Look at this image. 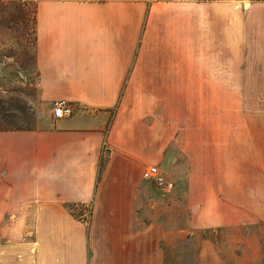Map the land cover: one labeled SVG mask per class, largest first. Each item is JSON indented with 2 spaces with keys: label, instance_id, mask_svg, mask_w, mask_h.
<instances>
[{
  "label": "crops",
  "instance_id": "obj_1",
  "mask_svg": "<svg viewBox=\"0 0 264 264\" xmlns=\"http://www.w3.org/2000/svg\"><path fill=\"white\" fill-rule=\"evenodd\" d=\"M30 1L40 97L74 113L0 132V214H19L0 219V264H182L187 230L143 218L140 199L143 171L175 183L183 155L190 231L239 227L247 212L264 221V124L183 128L176 114L183 85L229 99L230 85L264 84V0ZM214 261L230 255L196 252L192 264Z\"/></svg>",
  "mask_w": 264,
  "mask_h": 264
},
{
  "label": "rangeland",
  "instance_id": "obj_2",
  "mask_svg": "<svg viewBox=\"0 0 264 264\" xmlns=\"http://www.w3.org/2000/svg\"><path fill=\"white\" fill-rule=\"evenodd\" d=\"M262 80L264 81V77ZM222 87L214 86V99H204L200 94L212 91V86H182L183 96L176 114L181 115L183 128L191 124L198 127L228 124L232 130V126L235 128L239 124H264V84L230 85L229 99L223 95L225 93H222ZM53 107V104L40 97L35 62L33 1L0 0V132L42 128L49 121ZM186 162L183 155L176 167H180L182 180L177 181L167 174L176 183L174 191L164 194L149 182L148 195H143L140 199V214L146 219L163 220L170 229L187 230L181 232V244L176 245V254H180L182 264H192L196 252L207 250L229 253V264H238L236 254L245 252L247 258L243 263L253 264L249 260L251 256L254 253H264V221L256 222L251 213L247 212L246 224L239 227L190 231L192 214L186 198ZM252 199L247 198L249 201ZM247 211L254 212L253 206L247 204ZM16 215H19L18 212L3 213L0 214V219L13 220ZM12 231L14 230L8 229L6 232ZM173 236L177 242L178 234L171 233L170 239ZM196 237L199 238L198 243L192 241ZM205 238L212 239V242L205 244V241H201ZM7 243L9 241L5 231L0 229V246L4 245L6 248ZM174 245L170 243L168 251L173 252L176 248ZM216 263L218 262L214 261Z\"/></svg>",
  "mask_w": 264,
  "mask_h": 264
},
{
  "label": "built area",
  "instance_id": "obj_3",
  "mask_svg": "<svg viewBox=\"0 0 264 264\" xmlns=\"http://www.w3.org/2000/svg\"><path fill=\"white\" fill-rule=\"evenodd\" d=\"M74 113V108L67 100H58L54 103L53 116L57 118L70 117ZM143 179L151 182L158 191L166 194L175 189V183L166 178L161 173L158 166L152 165L143 171Z\"/></svg>",
  "mask_w": 264,
  "mask_h": 264
}]
</instances>
